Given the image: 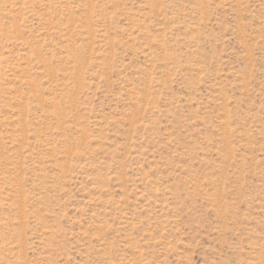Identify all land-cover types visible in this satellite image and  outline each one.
Here are the masks:
<instances>
[{
  "label": "rangeland",
  "instance_id": "374dc122",
  "mask_svg": "<svg viewBox=\"0 0 264 264\" xmlns=\"http://www.w3.org/2000/svg\"><path fill=\"white\" fill-rule=\"evenodd\" d=\"M0 264H264V0H0Z\"/></svg>",
  "mask_w": 264,
  "mask_h": 264
}]
</instances>
